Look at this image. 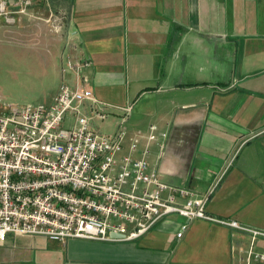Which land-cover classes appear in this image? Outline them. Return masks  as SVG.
<instances>
[{
  "label": "crops",
  "instance_id": "obj_1",
  "mask_svg": "<svg viewBox=\"0 0 264 264\" xmlns=\"http://www.w3.org/2000/svg\"><path fill=\"white\" fill-rule=\"evenodd\" d=\"M33 1L19 23L0 25V40L16 44L53 85L42 103L61 83L84 78L111 105L115 129L130 108L125 145L137 137L134 155L146 147L163 182L196 197L216 183L209 214L264 230V0ZM183 222L168 215L133 240L8 233L0 264H240L246 233L193 219L177 237Z\"/></svg>",
  "mask_w": 264,
  "mask_h": 264
},
{
  "label": "built area",
  "instance_id": "obj_2",
  "mask_svg": "<svg viewBox=\"0 0 264 264\" xmlns=\"http://www.w3.org/2000/svg\"><path fill=\"white\" fill-rule=\"evenodd\" d=\"M33 5V0H0V25L19 23ZM86 64L68 62L76 69ZM110 106L93 96L84 78L74 87L61 83L49 103L0 104V242L8 233L60 241L133 240L177 214L186 219L177 237L193 219L223 223L249 236V245L238 248L240 264L264 261V250L255 249L264 240L263 229L206 211L216 183L196 197L149 169L146 147L134 155L137 137H129L126 147L123 123L129 107L114 132L98 131L92 118L106 119ZM65 120L70 127L63 126ZM155 138L150 125L147 139Z\"/></svg>",
  "mask_w": 264,
  "mask_h": 264
},
{
  "label": "rangeland",
  "instance_id": "obj_3",
  "mask_svg": "<svg viewBox=\"0 0 264 264\" xmlns=\"http://www.w3.org/2000/svg\"><path fill=\"white\" fill-rule=\"evenodd\" d=\"M18 49L16 44L0 40V104L23 105L47 102L46 92L51 91L53 85L50 86V82L33 69L35 65L27 58L28 55L17 53ZM110 117L108 114L107 119L103 120L108 124L101 126L99 132L108 133L114 128L115 125L109 121ZM71 123L65 120L63 126L68 128Z\"/></svg>",
  "mask_w": 264,
  "mask_h": 264
},
{
  "label": "water",
  "instance_id": "obj_4",
  "mask_svg": "<svg viewBox=\"0 0 264 264\" xmlns=\"http://www.w3.org/2000/svg\"><path fill=\"white\" fill-rule=\"evenodd\" d=\"M110 237H113V238H123V235L117 234V233H111L110 234Z\"/></svg>",
  "mask_w": 264,
  "mask_h": 264
}]
</instances>
